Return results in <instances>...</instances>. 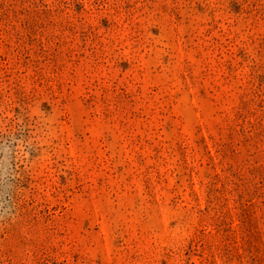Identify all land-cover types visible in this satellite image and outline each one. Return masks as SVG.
Segmentation results:
<instances>
[{
    "label": "rangeland",
    "instance_id": "rangeland-1",
    "mask_svg": "<svg viewBox=\"0 0 264 264\" xmlns=\"http://www.w3.org/2000/svg\"><path fill=\"white\" fill-rule=\"evenodd\" d=\"M72 3L0 0V264H264V0Z\"/></svg>",
    "mask_w": 264,
    "mask_h": 264
},
{
    "label": "trees",
    "instance_id": "trees-1",
    "mask_svg": "<svg viewBox=\"0 0 264 264\" xmlns=\"http://www.w3.org/2000/svg\"><path fill=\"white\" fill-rule=\"evenodd\" d=\"M187 2H189V4H193L194 0H187ZM71 5H74L75 7L78 6V8H83L85 9V4L81 3V0H73V3ZM198 5V3H197ZM15 10V8H14ZM24 13H28L29 15H33V12L31 11V6H24L23 10H15V15H20V14H24ZM19 20V19H18ZM20 26L24 27L28 33H30L36 26H37V20L35 18V16H31V18L29 20H27V22L25 21H20ZM8 31V29H7ZM27 35V34H26ZM217 146V152H219L222 155V158L224 160V162L231 157H234L235 155V150H233L232 148L229 147V145L227 143H222V145ZM231 157V158H232ZM229 168L232 169V166L229 164ZM11 172V176H10V180L11 181H15V187L11 188L8 187L7 191L5 194L1 195L0 197V202H3L4 205L3 207H0V223L5 224L7 222H9L11 214H12V207L14 205H17L20 203L21 199H22V192L24 191L25 188V184L22 181V179L18 178L17 173H13ZM236 174H234L235 176ZM231 184L233 186H237L234 182L233 179H231ZM240 185H238L237 187L234 188L235 192H238V188ZM213 193H211V195H215V191L212 190ZM246 194L244 193V191H242V193H240V197H244Z\"/></svg>",
    "mask_w": 264,
    "mask_h": 264
}]
</instances>
